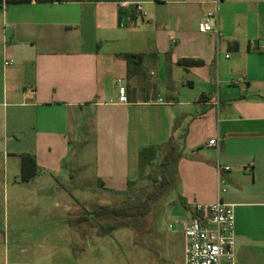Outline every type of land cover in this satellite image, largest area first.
Here are the masks:
<instances>
[{
	"label": "crops",
	"instance_id": "1",
	"mask_svg": "<svg viewBox=\"0 0 264 264\" xmlns=\"http://www.w3.org/2000/svg\"><path fill=\"white\" fill-rule=\"evenodd\" d=\"M213 1L0 6V264L26 261L2 253L9 198L60 177L127 196L151 145L179 156L185 216L194 203L233 205L236 264H264V0ZM111 41L120 47L99 46ZM120 53L145 58L130 74Z\"/></svg>",
	"mask_w": 264,
	"mask_h": 264
},
{
	"label": "rangeland",
	"instance_id": "2",
	"mask_svg": "<svg viewBox=\"0 0 264 264\" xmlns=\"http://www.w3.org/2000/svg\"><path fill=\"white\" fill-rule=\"evenodd\" d=\"M99 46L120 44L111 41ZM161 161L162 155L144 169L130 193L152 189L154 179H160ZM169 170L170 183L164 187L150 217L141 224H115V230L92 227L82 214L96 204L118 206L127 201V196L94 186L75 188L68 177L51 178L43 185V194L9 198L6 214L10 236L2 253L9 254L11 261L15 257L24 259L25 264H184L180 226L175 225L172 231L169 226L187 217L178 205L175 171Z\"/></svg>",
	"mask_w": 264,
	"mask_h": 264
},
{
	"label": "built area",
	"instance_id": "3",
	"mask_svg": "<svg viewBox=\"0 0 264 264\" xmlns=\"http://www.w3.org/2000/svg\"><path fill=\"white\" fill-rule=\"evenodd\" d=\"M220 0L213 3L218 10ZM129 7V3H122ZM137 13L145 17L140 4L135 5ZM201 32L212 31L208 22L199 26ZM7 64V63H6ZM120 84L121 81L119 80ZM120 100L127 102L124 87H120ZM163 103L162 99L156 101ZM209 147L219 148V138L209 141ZM228 170L229 168H225ZM192 217L178 220L170 225L180 226L184 240V264H236V229L233 205L217 202L214 204L194 203L191 205Z\"/></svg>",
	"mask_w": 264,
	"mask_h": 264
},
{
	"label": "trees",
	"instance_id": "4",
	"mask_svg": "<svg viewBox=\"0 0 264 264\" xmlns=\"http://www.w3.org/2000/svg\"><path fill=\"white\" fill-rule=\"evenodd\" d=\"M66 0H0V6L3 4H17V3H56L65 2ZM122 13V11H121ZM119 57L123 58L128 66L130 74L132 73V68H135L141 64L144 60V55H136L132 53H120ZM185 68L190 66H198L201 64L199 61L193 60H183L180 62ZM204 99V97L202 98ZM168 148V150H166ZM162 154V171L160 174V179H154V184L151 190L141 189L134 193H130L131 187L136 183L131 182L129 192H127V201L118 205H100L96 204L92 206V209L86 210L82 214L84 221H90L92 227H99L103 231L115 230V224H124L125 226H130L132 224H141L145 222L151 215L152 209L156 204V201L161 197L164 192V187L167 186L170 181L168 177L169 169H174L176 163L179 160V156L176 154L174 148L170 145L163 147L151 145L142 149L139 152V163L141 168V176L144 169L151 165L154 160L159 158ZM34 161L30 156L23 157V181H28L32 177L27 176L25 171V166L27 161ZM176 175V171L174 172ZM177 177V175H176ZM177 184H178V179ZM161 194V195H160ZM93 222V223H92Z\"/></svg>",
	"mask_w": 264,
	"mask_h": 264
},
{
	"label": "water",
	"instance_id": "5",
	"mask_svg": "<svg viewBox=\"0 0 264 264\" xmlns=\"http://www.w3.org/2000/svg\"><path fill=\"white\" fill-rule=\"evenodd\" d=\"M125 15V13H120V20H122V17Z\"/></svg>",
	"mask_w": 264,
	"mask_h": 264
}]
</instances>
